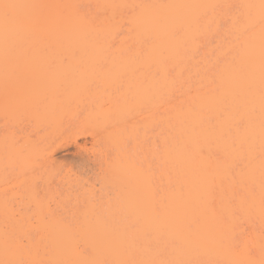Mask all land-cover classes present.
<instances>
[{
	"label": "bare ground",
	"instance_id": "6f19581e",
	"mask_svg": "<svg viewBox=\"0 0 264 264\" xmlns=\"http://www.w3.org/2000/svg\"><path fill=\"white\" fill-rule=\"evenodd\" d=\"M0 116V264H264V0H0Z\"/></svg>",
	"mask_w": 264,
	"mask_h": 264
},
{
	"label": "rangeland",
	"instance_id": "374dc122",
	"mask_svg": "<svg viewBox=\"0 0 264 264\" xmlns=\"http://www.w3.org/2000/svg\"><path fill=\"white\" fill-rule=\"evenodd\" d=\"M0 118H2V116H0ZM22 118H20V120H21ZM24 120H26V119H24ZM2 121H4V118H3V120L2 119H0V132L3 134V131H4V129H9L10 127V129H12V132L13 131H18V130H20V132H21V134L23 135V133L25 132V133H31V132H33V128L31 129V127L33 126L34 127V124L33 123H31V121H30V123L29 122H26V121H23L22 120V123H20V121L18 120V122H19V124L17 125L15 122H11L13 125H9V123L7 124L6 122H7V120H6V122L4 121V123L2 122ZM28 121V120H27ZM2 122V123H1ZM17 122V121H16ZM6 123V124H5ZM29 125H28V124ZM16 124V125H15ZM27 124V125H26ZM15 125V126H14ZM20 125V126H19ZM32 125V126H31ZM29 126V127H28ZM9 127V128H8ZM12 127H14V128H12ZM25 128H28V129H25ZM22 129H25V130H28V131H25V130H23L24 132H22L21 130ZM36 129L34 128V131H35ZM38 130V129H37ZM40 130V129H39ZM9 131V130H8ZM11 131V130H10ZM9 131V133H11ZM19 131L18 132H16V133H20ZM5 133V132H4ZM14 133V132H13ZM13 133H11V134H13ZM32 134V133H31ZM10 135V134H9ZM13 135H17V136H20L19 134H13ZM21 135V136H22ZM91 138L90 137H88V136H83V137H79V138H77L76 139V142L75 143H73V142H68V146H65V147H63L62 149H59V151L57 150V151H55L54 153H52V156H51V154L47 157V159H52L51 161H52V163L53 164H50V165H52V166H54V168H55V166L57 167L55 170H56V172H62V173H58L59 174V176L57 177L56 176V179L54 178V180L53 181H56L57 179H60L59 177H65V175L66 176H69V174H70V176H72L73 178L74 177H78V178H80V179H83V181H86L87 183H92V184H95V182H97V181H95L94 180V178H95V175L98 173V171H99V168H100V165H101V163H100V155L99 154H97V152L96 151H93L92 150V148H91ZM86 142V143H85ZM147 143H149V142H147ZM70 144V145H69ZM77 144V145H76ZM129 144V143H128ZM127 144V145H128ZM66 145V144H65ZM79 145V146H78ZM130 145V144H129ZM128 145V146H129ZM63 146V145H62ZM131 146V145H130ZM129 146V147H130ZM80 147H82V148H80ZM86 148V149H85ZM81 149V150H80ZM92 153V154H91ZM51 156V157H50ZM50 157V158H49ZM55 161H54V160ZM44 160H46V159H44ZM40 162V163H39ZM45 162V161H44ZM44 162H42V160L41 161H39L38 160V164H40V165H42V164H44ZM47 162V161H46ZM45 162V163H46ZM57 164H60V167L61 168H59V165H57ZM66 165V166H65ZM3 167V166H2ZM4 167H6L5 169L7 170V166L5 165ZM64 167H66V168H64ZM60 170H59V169ZM70 168V169H69ZM4 168H3V170H5ZM69 169V170H68ZM1 170H2V168H1ZM5 170V171H6ZM15 170V169H14ZM64 170H66V171H64ZM67 170H68V172H67ZM74 171V172H73ZM15 172V171H14ZM70 172V173H69ZM95 172V173H94ZM63 173H65L64 174V176L62 175ZM69 173V174H68ZM68 174V175H67ZM81 175V176H83L82 178H81V176L79 177V175ZM61 175V176H60ZM76 175H78V176H76ZM61 177V178H62ZM88 177V178H87ZM92 178V179H91ZM91 179V180H90ZM95 181V182H94ZM94 182V183H93ZM97 184V183H96ZM97 187H98V185H97ZM96 187V188H97ZM15 208V207H14Z\"/></svg>",
	"mask_w": 264,
	"mask_h": 264
},
{
	"label": "snow or ice",
	"instance_id": "6c2138e0",
	"mask_svg": "<svg viewBox=\"0 0 264 264\" xmlns=\"http://www.w3.org/2000/svg\"><path fill=\"white\" fill-rule=\"evenodd\" d=\"M12 7L11 5L4 4L3 8L5 9V15H7V9Z\"/></svg>",
	"mask_w": 264,
	"mask_h": 264
}]
</instances>
